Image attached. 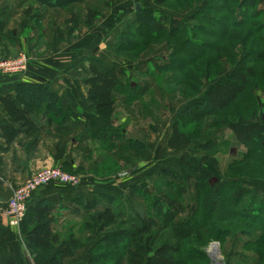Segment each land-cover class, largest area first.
I'll return each mask as SVG.
<instances>
[{"label":"trees","instance_id":"1","mask_svg":"<svg viewBox=\"0 0 264 264\" xmlns=\"http://www.w3.org/2000/svg\"><path fill=\"white\" fill-rule=\"evenodd\" d=\"M134 1L133 18L126 22L111 48L125 65L108 72L92 65L88 70V95L104 126L98 132L92 131L90 141L79 149L77 167L60 168L69 174L109 178L125 168L119 161L129 167L142 162L144 139L129 134L131 115L127 116V122L118 124L117 95L122 97L125 107L142 102L140 114L158 121L156 113L161 100L155 95L156 98L149 97L143 102L150 93V84L141 82L137 73L144 72L157 79L174 72L185 82L181 86L188 87V81L195 93L202 78L221 75L228 61L232 62L231 75L179 114L167 145L171 150L193 145L208 123L211 128L229 129L246 150L232 163L229 182L223 187L205 167L209 151L218 143L211 137L200 150L181 159L179 173L163 166L150 174L153 182H163L162 188L155 182L141 180L122 197L104 191L89 203L73 199L59 205L47 201L30 204L21 224L26 248L38 263L65 264L92 236L100 234L103 236L90 253V264H210L206 252L200 248L206 244L205 240L221 242L239 235L243 240L237 244L243 254L233 252L239 256L238 264H264V201H257L258 197L241 184L242 168H238L257 163L262 176L254 178L264 180V0H216L199 14L189 11L206 0H153L150 7L144 6L143 0ZM111 7L112 0H22L17 5V15L31 19L32 28L42 30L46 21L50 31L56 29L61 34L62 28L68 27L70 34H74L80 26L93 27L104 10ZM160 9L169 15L171 26ZM259 19L263 22H256ZM193 21L196 24L191 28L188 23ZM5 27L6 21L1 20L0 46ZM190 30L199 32L203 39L190 34ZM159 43L172 48V52L163 61L153 62L147 56ZM141 64L149 68L140 71ZM172 84L169 81L164 88L158 87L162 89V98L164 89ZM258 91L263 93L261 102L256 95ZM0 102L10 117L22 124V129L0 124L8 144L20 133L38 128L41 122L44 129L53 126L56 134L66 120L60 97L46 84L24 83ZM209 118L216 120L212 122ZM136 145L142 148L141 156L139 149L134 150ZM251 171L260 172L255 167ZM193 181L197 197L185 204L182 196ZM163 189L172 190L175 197ZM248 197L249 201L244 202ZM138 200L143 202L144 212L142 204L136 207ZM116 202L130 207L135 216V221L127 220L128 229L116 228L118 219L124 217V212L113 208ZM83 213L87 216L80 217ZM79 219L81 222H76ZM111 227L113 230L109 231ZM194 237L200 246L182 250L181 243ZM0 264L17 263L0 255Z\"/></svg>","mask_w":264,"mask_h":264},{"label":"crops","instance_id":"2","mask_svg":"<svg viewBox=\"0 0 264 264\" xmlns=\"http://www.w3.org/2000/svg\"><path fill=\"white\" fill-rule=\"evenodd\" d=\"M20 1L0 0V21H6L0 59L15 58L23 53L28 57L29 65L22 74L0 73V99L14 94L24 83L46 84L52 93L60 97L66 120L56 134L53 126L44 129V122H41L33 131L20 133L11 144L7 143L0 129V255L15 260L17 264H44L34 260L21 231L8 224L6 211L12 191L44 167L78 166L79 149L90 141L92 131L98 132L104 126L88 95L86 80L89 66L108 72L125 63L116 60L110 52L117 40L115 36H109L110 29L118 25L110 13L102 19L101 23L106 24L102 36H96L95 27H84L73 36H61L65 32L61 30L60 34L56 29L48 30L46 21H43L42 30L32 28L34 22L31 19L17 15ZM0 124L22 129V124L10 117L1 102ZM152 163L150 160L145 166L152 167L145 178L136 175L135 170L140 168L138 171H143V167H139L132 170L134 174L128 171L109 178L82 176L83 183L77 188L51 183L34 193L31 205L41 201L59 205L73 199L89 203L104 191L122 197L129 187L141 180L149 182L150 174L161 169H155ZM245 185L264 195V188L257 183L247 181ZM96 242H88L73 257L66 259L65 264H90V253Z\"/></svg>","mask_w":264,"mask_h":264},{"label":"rangeland","instance_id":"3","mask_svg":"<svg viewBox=\"0 0 264 264\" xmlns=\"http://www.w3.org/2000/svg\"><path fill=\"white\" fill-rule=\"evenodd\" d=\"M116 2H120V4H116ZM134 2H135L134 0H120V1L112 0V7L109 10H104L102 17L96 22V24L93 27H86V28L95 27L94 29H95L96 36H102V31L104 27L106 26V24H102L103 23L102 19L104 18V16L110 13L112 15V19H114L115 22H117L116 24L118 25L115 28L111 27L109 36H115L117 39L116 40V43H117L118 36L124 30V26L126 22L128 20L130 21V19L133 18L134 4H135ZM215 3H216V0H206L205 2L197 6L195 5V8L189 12H192V13L197 12L199 14V11L203 12L205 10L204 7L207 4L213 5ZM142 4L144 6H147V5L149 6L153 4V0H143ZM189 6L193 8L194 4L190 3ZM115 7L117 8L116 10H115ZM189 8H183V9L187 10ZM160 10L161 12L165 13L164 9H160ZM173 14L174 13L172 12V15ZM164 17H165V21L167 22V24L171 26L172 20L170 19L169 15L165 13ZM256 22H263V19H259V21H256ZM194 23L196 24L195 21L188 23V24L192 28V24ZM84 27L85 26H80L75 31V33L80 31ZM62 30L63 32H65V34L62 33V36H65V35L73 36L75 34V33L70 34L68 27L66 28L63 27ZM191 33L194 34L195 36H198L199 39L200 38L203 39V37L201 36L199 32H194L190 30V34ZM116 43L114 44V46L116 45ZM235 51H237V49ZM110 52H112L111 49H110ZM171 52H172V48H168L166 45L159 43L153 46V49L150 51V54H148L147 58L153 62L163 61L164 59H166L168 55L171 54ZM111 54L113 55V53ZM114 58L116 60L122 61L120 59H117L115 56ZM231 63L232 62L228 61L223 65L221 75H218L215 78H213L212 76H209V78L208 77L202 78L200 80L198 89L196 90L195 93L193 92L191 88V84H189L190 82L188 83V81H186L188 87H182L181 85H182L183 80H181L180 76H178L174 72L170 74L161 75L157 79H153L152 77L146 76V73L144 72L137 73L136 76L140 78L141 82L150 84V93L147 94L146 97H144L143 102H146L149 99V97L156 98L155 95H157V98L161 100V103H160L161 108L159 109V113L158 112L156 113V117L159 118V120L152 121L148 115H146L148 117H145L142 114H140L142 110L141 109L142 102L137 103L133 107H125L126 105L122 103L123 102L122 97L117 95L119 114H120V115L118 114V117H117L118 124L127 122L128 120L126 119L127 116L131 115L130 118L132 119L129 122V127H128L129 134L134 135V137L144 139V142H145L144 148H143L145 149L144 151L145 158L142 159V162L136 163V165L129 167V166H125L124 162L119 161L120 165L125 167L123 168L120 174H124L125 172H128V171L133 172L135 167L137 169L139 167H143V171L142 170L138 171L140 170L139 168L138 170H135V173L136 175L140 174V176H143L145 178L147 176L146 174H148L149 168H152L151 166L145 167L146 165L150 163V160L153 161L152 163L153 167L156 166L155 169L163 168V166H166V167H169L171 170L179 173L181 171L180 169L181 159L188 157L190 154L193 153V151L200 150L198 148L204 143V141L212 137L214 139H217L218 143L212 151H209L210 155H209L208 160L205 162V167L214 175L215 178H217L220 181V187H223L224 185H226L229 182L228 172L230 171V167L232 163L235 160L240 159L246 150V148L243 145L235 141L229 129L211 128V125L207 123L205 126V130L203 131V133H200V136L195 141V143L189 147H184L180 150H171L168 147L166 140H167V135L172 129L175 121L178 119L179 114L185 108L190 107L197 101L202 100V98L206 95L207 92H209L215 86H217V84H219L223 79L228 78L231 75V72L233 70ZM148 68H149L148 65L141 64L139 65L138 69H140L141 71V70H146ZM197 77L201 78L200 76H197ZM169 81H173V84L168 89H164L165 96L164 98H162L161 97L163 96L162 89H159L158 87L164 88L165 84L168 83ZM157 83H159V86L157 85ZM256 95L259 101L261 102L263 100V93L258 91L256 92ZM135 108H136V111H135ZM138 110L139 112H137ZM209 120L213 122L214 120H216V118H211V119L209 118ZM141 149L142 148L139 145H136L134 150L140 151L139 155L141 156ZM80 156L81 155L79 154L78 162L80 161ZM128 156H130V153L128 154ZM96 158H99L98 154H96ZM161 160H165V161H161ZM252 167H255L259 171H260L259 168H261L257 163L255 164L246 163L245 165H240L238 168H242V170L240 171L241 174L239 175H242V177L239 180L245 188L250 189L254 193V195L258 197L257 201H259L260 199L264 201V195L262 196L259 195L255 190L248 187V185H245V182L249 181V182L257 183L260 187L264 188V180H262L261 178H254V177H261L262 176L261 171L260 172L251 171ZM76 176L80 178H83L82 176L94 177V175L92 174H82V175H76ZM149 182H151L150 184L155 182L158 188H162L164 185L163 182H160L158 180L156 181L154 180L153 182L151 179L149 180ZM194 184L195 182L193 181L187 189L188 190L187 194H185V196H182V199L180 198L181 201H185V204L189 202L190 198L197 197L198 191L194 187ZM163 191L167 192L170 196L175 197V194L172 190L163 189ZM248 201H249V197L244 199V202H248ZM135 203L137 205V206L135 205L136 207H138V204L139 205L142 204L141 211L142 212L145 211V207L141 200L140 201L138 200ZM120 205L121 204L119 202H116L113 206L114 209L118 211L120 210L122 211V213L124 212V217L118 219V225L116 228L117 229L119 228L128 229L130 228V226L127 220L132 219L133 221H135L136 219H135V216L131 214L130 207L123 206V205L120 206ZM77 211L82 212L83 210L77 209ZM84 216H87V215L83 213L80 217H84ZM83 220H86V219L83 218ZM76 222L80 223L81 220L79 219ZM199 223H201V219L199 220ZM11 227L17 228V230L21 231L22 226L20 227L11 226ZM108 230L109 231L113 230V227L109 228ZM101 236L103 235L98 234L96 236H92V238L90 239V242L99 240ZM241 240H243V238L239 235L234 236L233 238H230V239L223 240L221 242L210 239V240H205L206 244L201 245L200 248H202V250L206 252L210 260V264H215L212 261L211 246L212 244L217 243L219 244V247H220V252H221V257H222L221 263L238 264L239 256L233 255V252H237L238 254L239 253L243 254L242 253L243 251L237 244V241H241ZM195 241H196V237H194V239L192 240L182 242L181 243L182 250H187L188 248H192L193 246H200L199 244H197V241L196 242Z\"/></svg>","mask_w":264,"mask_h":264},{"label":"built area","instance_id":"4","mask_svg":"<svg viewBox=\"0 0 264 264\" xmlns=\"http://www.w3.org/2000/svg\"><path fill=\"white\" fill-rule=\"evenodd\" d=\"M28 65V57L21 53L15 58L0 59V73L5 75L22 74L27 71ZM51 183L77 188L82 184V178L69 174L60 167H44L34 172L21 186L12 191L6 211L11 226H21L34 193Z\"/></svg>","mask_w":264,"mask_h":264},{"label":"water","instance_id":"5","mask_svg":"<svg viewBox=\"0 0 264 264\" xmlns=\"http://www.w3.org/2000/svg\"><path fill=\"white\" fill-rule=\"evenodd\" d=\"M211 248H212V251H211L212 261L215 264H223V263H221L222 257H221L219 244L214 243V244H212Z\"/></svg>","mask_w":264,"mask_h":264}]
</instances>
